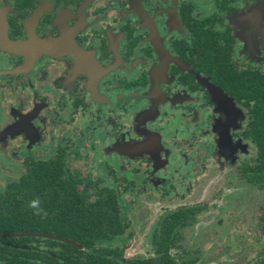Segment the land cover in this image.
Wrapping results in <instances>:
<instances>
[{
  "label": "flooded vegetation",
  "instance_id": "flooded-vegetation-1",
  "mask_svg": "<svg viewBox=\"0 0 264 264\" xmlns=\"http://www.w3.org/2000/svg\"><path fill=\"white\" fill-rule=\"evenodd\" d=\"M42 84L55 90L57 101L51 95L39 101L33 92L28 102H11L3 144L27 145L31 124L41 136L50 132L53 137L61 127L67 137L58 140L49 158H25L15 181L29 174L33 163L51 161L52 182L64 184L68 209L93 211L89 208L101 197L115 196L110 210L126 226L123 233L95 241L98 250L111 252L107 258L119 264L155 258L154 237L162 233L161 226L168 237L163 264H196L227 247L230 254H239L244 234L230 235L227 244L216 242L217 229L207 231L201 224L221 220L212 219L208 199H193L219 196L221 171L240 161V184L252 209L240 215L243 224L234 228L260 224L259 236L253 233L247 243L252 245L250 264H264V0H0V89L27 95ZM135 96L144 97L147 105L130 111ZM167 104L177 109L167 119L184 117L199 129L196 138L184 143L196 142L194 152L204 146L198 155L180 158L181 163L170 161L173 149L153 141L143 127L154 130L149 127L156 120L153 114ZM59 110L64 118L49 117L52 125L46 127V113L56 117ZM81 144L83 154L93 156L99 177L81 181L73 176L68 159ZM231 152L240 155L225 158ZM184 171L201 186L196 183L179 195L176 179L181 176L183 184ZM232 178L228 182L237 184ZM172 191L174 197L167 199ZM137 195L161 197L176 206L155 222L150 253L125 257L133 228L122 213L128 201L142 209ZM184 211L187 218L167 230L166 218ZM200 213L212 220H199ZM186 243L199 256L183 257ZM209 243L211 249L202 252Z\"/></svg>",
  "mask_w": 264,
  "mask_h": 264
},
{
  "label": "rangeland",
  "instance_id": "rangeland-1",
  "mask_svg": "<svg viewBox=\"0 0 264 264\" xmlns=\"http://www.w3.org/2000/svg\"><path fill=\"white\" fill-rule=\"evenodd\" d=\"M31 25L32 22L30 21L29 29ZM30 90H27V95L26 93L24 95H20L18 93H12L8 88L2 90L0 89V192H3L8 184L14 182L23 173L25 158H49L53 155L57 147V143H60L58 142V140L63 141L67 137H65L64 131L61 127L56 129L53 137L50 132H46V135L44 134L41 136L37 130L39 129L37 128V125L31 124V127L27 129L29 133L27 145L19 148L13 146V144H3L2 139L5 135L4 132L8 128V126H5L7 120L6 114H9L8 112H6V109L10 108L11 102L22 101L23 99H26L28 102L30 101V97L33 92L35 99L39 101L44 99L42 98L44 95H51V99L57 101V93L48 84H42L39 87H33V89ZM121 101L122 100L118 98L117 104ZM183 101L191 102V99L185 98V100ZM130 103H134L131 106L130 111L138 110L147 105L144 97L139 96H135L134 98H132L130 100ZM176 110L177 109H172L170 104L159 106L158 109L154 112L155 114H153L154 116L156 115V120L153 123L149 124V127L154 130H150L144 125L143 127L146 129V131L151 133V138L153 141L156 142L158 139L159 143L163 142L165 145H169V147L173 149V152L169 154L170 161L181 163L182 160L180 158L185 159V157H190V153L198 155L201 151L200 149H203L204 146L201 145L199 149L194 152V147L197 146L196 142L191 143L193 146H188L187 143H184L186 141L185 139L188 140L193 139V137L196 138L199 135V129H194V125H192V122H187L186 118L184 117H181L180 121L177 122H172V118L167 119V116L172 112L175 113ZM58 114H60V117L57 116ZM57 115L56 117H53L52 114L48 115V113H46V127L49 128V124L52 125L50 121L51 118L57 120L63 119L65 116V114L61 113L60 110L57 112ZM99 126L100 124H97L93 127V129H96ZM186 128H188V130ZM183 129L185 130V133L181 134V131ZM174 136L177 138V140H179L172 141L171 138ZM160 137H162V139ZM37 138H41V140L37 142ZM52 139H56L57 141L51 144ZM83 146L84 145L81 144L80 148H72V158L68 159V164L73 176L81 181L89 179L91 180L94 175L99 177V172H96L95 169L96 163L94 162L93 156H91V154L84 155L81 151ZM182 154L186 155L182 156ZM238 155H240V152H231L229 155H225V158H228L229 156L234 158ZM238 164H240V161L237 162V165ZM237 165L226 164L224 169L221 171V175L224 177L220 180V182H218L217 187L218 189L223 190L219 196L214 195L203 197L202 195L197 199H193V202L195 203L198 201H202V199H208L209 214L213 216L212 219H215L216 222H218L219 219L221 220V223L219 225H217L214 221L204 222L203 224H201V226L206 228L207 231L217 229L216 237H213L216 242L222 241L223 243L227 244V240L230 235L237 236L240 233L244 234V237L240 241L241 252L237 255L230 254L229 248L227 247L224 250L216 251L214 255H209L205 259L199 258L196 264H250V262L252 261V245H248L247 242L249 240H252L251 238L253 237V233H256V236L258 235L260 224L255 221L256 223L253 222L246 228H234L235 225L243 224V222L240 220V215L244 214L245 211L252 209L247 205V194L243 191L244 186L240 184L241 170H239ZM178 174L181 173L178 172ZM230 175H233L232 179H235V181H237V184L236 182H233L232 184L228 182L227 177H230ZM182 177L184 178L183 184H180L181 176L176 179L175 186H177V189L179 190L175 189V191H177L179 195L187 194V191H189V188L191 186L195 187L197 186V184L198 186H201L199 183H197V180L194 177H188L186 171L182 173ZM136 178L138 181L140 180L138 176ZM172 193H168L166 195V198L172 199L175 195L174 191H172ZM137 199L139 201L138 205H140L138 209L141 206L142 209L140 208L137 211V207H133L128 201L130 205H128V208H126L122 213V217L132 223L131 225L133 228V236L128 241L127 245L125 246L126 248L123 251V255L125 257H132L133 255L137 254L147 256L151 251V244L149 240L151 230L153 229L155 222L158 221L161 216L166 213L167 210L174 209V207L176 206L175 201H162L160 200L161 197L137 195ZM185 199L188 198L184 197L183 200ZM227 213H230V215H227ZM206 218L209 219V216H204L203 213H200L198 219L202 220ZM197 233V230H194V236H197ZM183 247L184 249H188V253H185L183 257L187 258L199 256L195 248H191L192 245H190L189 243L184 244ZM211 247L212 246L209 243L204 249H202V252L206 253L211 249ZM216 249L218 250L217 243ZM172 253L174 255H177L179 253V250L174 249L172 250ZM178 255L181 256L180 254ZM261 258L263 257L261 256Z\"/></svg>",
  "mask_w": 264,
  "mask_h": 264
},
{
  "label": "trees",
  "instance_id": "trees-1",
  "mask_svg": "<svg viewBox=\"0 0 264 264\" xmlns=\"http://www.w3.org/2000/svg\"><path fill=\"white\" fill-rule=\"evenodd\" d=\"M54 165L51 161L33 163L29 174L0 192V264H119L107 258L111 252L98 250L95 245L98 239H109L124 231L125 223L117 212L110 210L115 196L101 197L97 206L89 208L93 211L83 212L76 206L68 209L69 194L65 193L64 184L52 182ZM33 200L39 201L38 209L29 206ZM100 204L103 209L97 210ZM186 215L184 211L166 218V229L172 230ZM160 232L162 238L154 237L155 258L130 264H163L161 253L168 237L164 236L162 226ZM36 234L51 238H39Z\"/></svg>",
  "mask_w": 264,
  "mask_h": 264
},
{
  "label": "clouds",
  "instance_id": "clouds-1",
  "mask_svg": "<svg viewBox=\"0 0 264 264\" xmlns=\"http://www.w3.org/2000/svg\"><path fill=\"white\" fill-rule=\"evenodd\" d=\"M29 206L32 207V208H37L38 209L39 208V201L38 200H33V201H31ZM36 214L39 215L40 214L39 211H37Z\"/></svg>",
  "mask_w": 264,
  "mask_h": 264
},
{
  "label": "water",
  "instance_id": "water-1",
  "mask_svg": "<svg viewBox=\"0 0 264 264\" xmlns=\"http://www.w3.org/2000/svg\"><path fill=\"white\" fill-rule=\"evenodd\" d=\"M37 236H41L42 237V236H45V235H37Z\"/></svg>",
  "mask_w": 264,
  "mask_h": 264
}]
</instances>
